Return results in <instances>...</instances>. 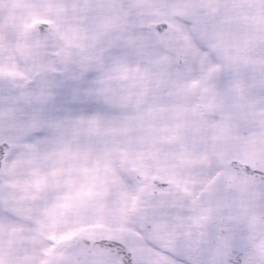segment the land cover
<instances>
[{
  "label": "snow or ice",
  "instance_id": "1",
  "mask_svg": "<svg viewBox=\"0 0 264 264\" xmlns=\"http://www.w3.org/2000/svg\"><path fill=\"white\" fill-rule=\"evenodd\" d=\"M0 264H264V0H0Z\"/></svg>",
  "mask_w": 264,
  "mask_h": 264
}]
</instances>
